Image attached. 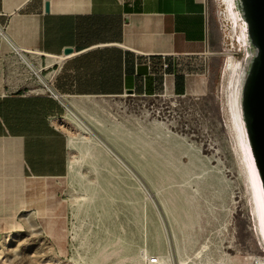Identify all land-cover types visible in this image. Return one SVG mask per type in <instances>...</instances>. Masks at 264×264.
<instances>
[{"label":"rangeland","instance_id":"rangeland-1","mask_svg":"<svg viewBox=\"0 0 264 264\" xmlns=\"http://www.w3.org/2000/svg\"><path fill=\"white\" fill-rule=\"evenodd\" d=\"M216 1H210L216 33L211 47L241 58L239 49L225 44ZM225 58L212 60L205 95L127 94L105 107L68 108L56 120H80L93 134L54 124L75 142L68 166L72 152L74 171L80 168L78 174L67 170L63 179L68 213L63 237L55 240L62 244L20 209L18 178L0 161V264H147L146 255L175 264L174 235L188 253L202 242L191 255L199 252L207 264H217L230 242L238 253L229 250L234 258L225 264H250L246 258L263 256L253 241L249 206L223 127L219 83ZM96 138L115 156L94 146ZM163 204L171 214L168 224Z\"/></svg>","mask_w":264,"mask_h":264},{"label":"crops","instance_id":"crops-1","mask_svg":"<svg viewBox=\"0 0 264 264\" xmlns=\"http://www.w3.org/2000/svg\"><path fill=\"white\" fill-rule=\"evenodd\" d=\"M204 1L0 0V161L18 178L20 209L52 240L63 237L68 213L67 138L56 120L68 108L105 107L128 91L205 95ZM33 55L53 76L61 103L38 95L20 62Z\"/></svg>","mask_w":264,"mask_h":264},{"label":"bare ground","instance_id":"bare-ground-1","mask_svg":"<svg viewBox=\"0 0 264 264\" xmlns=\"http://www.w3.org/2000/svg\"><path fill=\"white\" fill-rule=\"evenodd\" d=\"M217 1L220 8V11L218 10L219 14L223 19L222 21H224V35L226 39V46L228 48L231 47L233 49H239V51L243 53V56L241 58H236L229 51V49L225 53H223L226 58L224 59L222 65L221 84L219 83V92L224 113L223 127L226 128L227 135H229L231 138L232 151L238 165V176L242 181L244 188V197L246 198L249 206L251 219L250 230L253 233V241L255 245L263 255L261 257L256 256L254 258H246L245 260H252L253 263L257 260L264 262V193L250 152V147L248 144L244 126L242 109L244 90L249 78L254 58L257 55V49L251 42L247 25L243 20L244 16L240 0ZM36 75L39 76V73ZM66 125L76 127L86 136L89 134L93 135L86 130V127H83V124L80 122V120H76L70 117L65 118L63 123H57V126L61 127H65ZM83 139L87 142H89L90 140L88 137ZM96 140L97 142L93 143L94 146L105 148L108 152L113 154V152L99 139L96 138ZM67 146L68 150L70 151L75 149L76 146L73 138L67 139ZM72 159L73 156L71 152V160L68 166L69 173L78 174L80 168L77 171H74ZM127 169L133 174L132 170H130L128 167ZM162 208L166 215L165 221L168 224V222L170 221L169 216L171 217V214L164 204ZM247 229L249 228L247 227ZM174 237L175 250L173 249V259L175 264H207L204 263L205 259L199 256V252L191 255L196 247H200V245H202V242L197 243L196 246H194L188 253L185 252L186 250L180 246L179 240L177 239L176 235H174ZM188 241L192 243V239ZM174 245H172V247ZM246 245L248 246V244ZM229 250H234L237 252V247L231 242L227 246H224L222 251L220 252L221 255L217 264H225L226 262L234 258L230 257V255L228 254ZM152 257L153 256L148 257L146 255L147 259H150ZM159 261L160 264H163L162 259Z\"/></svg>","mask_w":264,"mask_h":264},{"label":"water","instance_id":"water-1","mask_svg":"<svg viewBox=\"0 0 264 264\" xmlns=\"http://www.w3.org/2000/svg\"><path fill=\"white\" fill-rule=\"evenodd\" d=\"M243 20L257 49L243 95L244 126L254 166L264 193V0H240ZM49 5L45 4V12ZM70 49L64 51L69 54ZM127 94H133L128 91Z\"/></svg>","mask_w":264,"mask_h":264},{"label":"built area","instance_id":"built-area-1","mask_svg":"<svg viewBox=\"0 0 264 264\" xmlns=\"http://www.w3.org/2000/svg\"><path fill=\"white\" fill-rule=\"evenodd\" d=\"M119 3H123L124 0H117ZM203 21H204V51L199 56V59L201 61L204 75L206 77L209 76L212 60L216 56L223 55L222 52H214L213 48L211 47V40H212V20H211V5L209 1L203 2ZM31 57V56H30ZM38 55H33L30 60L24 57H20L21 63L25 66L27 72L32 75V77H35L37 81H35L39 88L40 92L38 95L46 96L52 100H55L59 103H61V97L55 92L52 81L53 76H47L42 75L43 69L40 64H38ZM30 65H32L34 68L39 69V76L36 75V73L31 69ZM168 68V64L163 62L162 64V70H165ZM133 95V94H132ZM147 264H159V258L153 256L150 259H147ZM250 264H264V262H261L260 260L251 262Z\"/></svg>","mask_w":264,"mask_h":264}]
</instances>
